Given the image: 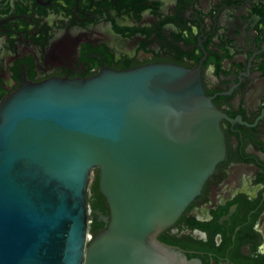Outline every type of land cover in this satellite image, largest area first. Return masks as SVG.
<instances>
[{"label": "water", "instance_id": "1", "mask_svg": "<svg viewBox=\"0 0 264 264\" xmlns=\"http://www.w3.org/2000/svg\"><path fill=\"white\" fill-rule=\"evenodd\" d=\"M225 117L174 64L23 84L0 103V264H197L158 236L224 161Z\"/></svg>", "mask_w": 264, "mask_h": 264}, {"label": "flooded vegetation", "instance_id": "2", "mask_svg": "<svg viewBox=\"0 0 264 264\" xmlns=\"http://www.w3.org/2000/svg\"><path fill=\"white\" fill-rule=\"evenodd\" d=\"M164 63L200 70L227 152L158 241L197 264H264V0H0V103L25 83Z\"/></svg>", "mask_w": 264, "mask_h": 264}, {"label": "trees", "instance_id": "3", "mask_svg": "<svg viewBox=\"0 0 264 264\" xmlns=\"http://www.w3.org/2000/svg\"><path fill=\"white\" fill-rule=\"evenodd\" d=\"M98 173V172H97ZM97 193V195L95 194ZM92 196L90 197V204L92 205V209L94 211L96 210H104L102 203L105 204V199L101 197V194L99 192V175L97 176V178L94 180L93 184H92V192H91ZM96 223V221H95ZM100 226L99 225H93V229H92V234L94 236H96L98 234V232H100L99 229ZM98 230V232H96Z\"/></svg>", "mask_w": 264, "mask_h": 264}, {"label": "rangeland", "instance_id": "4", "mask_svg": "<svg viewBox=\"0 0 264 264\" xmlns=\"http://www.w3.org/2000/svg\"><path fill=\"white\" fill-rule=\"evenodd\" d=\"M98 175H99V173H97V172H94L93 173L91 186H92L94 180L97 178ZM93 225H94L93 220H91V227H92V229H93Z\"/></svg>", "mask_w": 264, "mask_h": 264}]
</instances>
